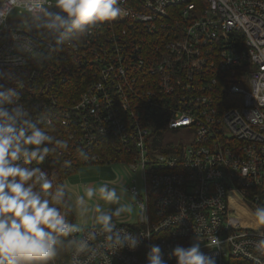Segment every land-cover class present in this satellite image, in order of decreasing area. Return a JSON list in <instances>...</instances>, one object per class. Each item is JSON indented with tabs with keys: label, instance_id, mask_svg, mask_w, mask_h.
<instances>
[{
	"label": "built area",
	"instance_id": "built-area-1",
	"mask_svg": "<svg viewBox=\"0 0 264 264\" xmlns=\"http://www.w3.org/2000/svg\"><path fill=\"white\" fill-rule=\"evenodd\" d=\"M119 6L120 17L59 51L29 32L19 13L0 27V53L15 33L32 36L41 53L6 52L25 61L20 99L32 123L52 137L41 145L49 150L44 160L27 167L54 183V169L43 165L48 158L61 157L65 166L71 157L109 163L100 146L116 138L134 154L111 162L138 169L143 183L142 194L128 187L137 214L114 221L142 239L134 251L125 245L114 253L118 246L110 247L101 224H74L62 211L79 228L69 231L70 263L148 264L155 244L165 264H176L172 250L198 237L199 251L215 264H264L258 250L264 225L230 216L239 200L255 212L264 207V0H120ZM74 71L84 88L60 93L58 83L70 82ZM179 127L193 132L192 142H171L166 152L153 147L156 136ZM45 264H55L53 257Z\"/></svg>",
	"mask_w": 264,
	"mask_h": 264
},
{
	"label": "clouds",
	"instance_id": "clouds-1",
	"mask_svg": "<svg viewBox=\"0 0 264 264\" xmlns=\"http://www.w3.org/2000/svg\"><path fill=\"white\" fill-rule=\"evenodd\" d=\"M119 4L120 0H0V27L19 13L26 18L29 32L35 30L46 48L59 51L65 41L79 39L101 23L120 17L123 11ZM37 48L32 36L15 33L10 49L0 53V59L12 65L5 68L0 64V80L16 85L0 84V264H45L55 255L53 245L57 238L79 230L65 221L58 208L62 191L52 195L53 185L45 174L39 168L27 167L34 160H44L49 150L41 145L51 142L52 137L32 123L20 99L18 87L23 85L18 82L26 74L20 70L25 61L20 55H6V52L19 50L36 56L41 54ZM94 191L87 188L85 196L91 200ZM98 192L106 204L119 205L115 211L95 205L96 221L109 234L106 239L111 242L110 247L118 246L114 253L125 245L134 251L142 239L113 222L115 217L131 214L132 205L120 203L116 189L109 190L106 184H101ZM84 199L82 196L78 202L84 203ZM255 218L258 225H264V207L257 210ZM200 243L194 237L190 246H176L170 255L176 264H215L214 258L199 251ZM215 243L213 239L212 244ZM258 250L264 254V241ZM146 259L148 264H165L159 245L150 246Z\"/></svg>",
	"mask_w": 264,
	"mask_h": 264
},
{
	"label": "rangeland",
	"instance_id": "rangeland-1",
	"mask_svg": "<svg viewBox=\"0 0 264 264\" xmlns=\"http://www.w3.org/2000/svg\"><path fill=\"white\" fill-rule=\"evenodd\" d=\"M192 140L193 132L185 127L166 129L162 133L163 143L172 142L186 145L192 142ZM101 184H106L109 190L115 188L117 195L120 197V203H130L133 209L131 214H137V207L135 205L137 197L129 192L128 187L135 185L139 193H143V183L138 169L134 170L122 162L84 164L64 181V185L69 194L68 200L75 201V211L72 209L74 215L72 222L74 224H79L80 221L84 222L85 218H81L80 216L85 214L89 217V220L91 216L92 223H97L96 216L98 214L95 211L96 204H100L103 208L110 209L111 211H115L119 206L118 204H106L100 197L98 187ZM87 188L95 189L91 200L83 192ZM125 188L127 189L126 192ZM82 196L85 197L84 203H79L78 200ZM255 214L254 208L249 203H246L244 200H239L238 207L231 211L230 216L231 219L244 217L245 225L252 226L257 225ZM119 219L120 217H115L114 221H118Z\"/></svg>",
	"mask_w": 264,
	"mask_h": 264
},
{
	"label": "trees",
	"instance_id": "trees-1",
	"mask_svg": "<svg viewBox=\"0 0 264 264\" xmlns=\"http://www.w3.org/2000/svg\"><path fill=\"white\" fill-rule=\"evenodd\" d=\"M78 59V55H73V62L75 63ZM218 74V72H216ZM92 75H89V77ZM85 80H81V75L78 71L71 73V80L68 83H58L59 91L62 94L76 95L84 88ZM228 93L225 94V97ZM224 97V98H225ZM229 98L234 99L237 103L240 101V96L238 94H231ZM153 147L157 148L160 152H166L171 150L167 145L171 146V142H162V135L155 137ZM172 147V146H171ZM99 149V148H98ZM101 154L106 158V162L111 161H129L132 160V155L134 153L125 151L123 149V144L116 138H106L103 144L100 146ZM97 150V148H96ZM129 152V153H128ZM102 163V162H99ZM43 165L52 167L54 169L55 182L52 183L53 187L51 189V194L56 195L58 191H62L63 195L59 197L61 204L58 205L61 211L65 213L67 221H72L74 218L73 212L69 205L67 190L64 185L65 179L77 171L82 165H84L82 158H72L69 160V165H64L62 158L51 159L48 158L47 162ZM70 235L69 232L65 235H61L57 238L56 244L53 245L55 255L53 256L55 264H71L69 261V251H70Z\"/></svg>",
	"mask_w": 264,
	"mask_h": 264
},
{
	"label": "crops",
	"instance_id": "crops-1",
	"mask_svg": "<svg viewBox=\"0 0 264 264\" xmlns=\"http://www.w3.org/2000/svg\"><path fill=\"white\" fill-rule=\"evenodd\" d=\"M100 164H102V163H100ZM83 192L85 193V190H83ZM67 195H68V198H69L68 192H67ZM74 202H75L74 200H69V205H70L71 210L73 209L75 211V204H74ZM124 215L125 214H122V216L120 218H124L125 217ZM80 217L81 218H85L84 222H82V221L79 222L80 224L87 225V224H91L92 223L91 216H90V220H89V217L86 214L85 215H81Z\"/></svg>",
	"mask_w": 264,
	"mask_h": 264
},
{
	"label": "bare ground",
	"instance_id": "bare-ground-1",
	"mask_svg": "<svg viewBox=\"0 0 264 264\" xmlns=\"http://www.w3.org/2000/svg\"><path fill=\"white\" fill-rule=\"evenodd\" d=\"M97 163H99V162H97ZM102 163H104V162H102ZM91 164V163H90Z\"/></svg>",
	"mask_w": 264,
	"mask_h": 264
}]
</instances>
